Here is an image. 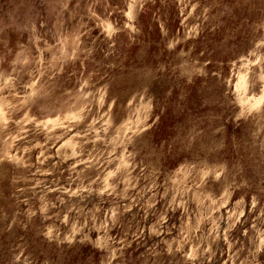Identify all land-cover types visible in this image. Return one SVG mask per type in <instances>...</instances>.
I'll list each match as a JSON object with an SVG mask.
<instances>
[{
	"label": "rangeland",
	"instance_id": "rangeland-1",
	"mask_svg": "<svg viewBox=\"0 0 264 264\" xmlns=\"http://www.w3.org/2000/svg\"><path fill=\"white\" fill-rule=\"evenodd\" d=\"M0 264H264V0H0Z\"/></svg>",
	"mask_w": 264,
	"mask_h": 264
}]
</instances>
